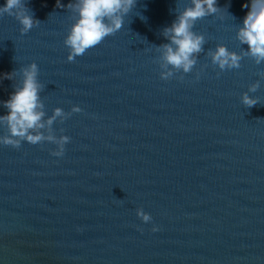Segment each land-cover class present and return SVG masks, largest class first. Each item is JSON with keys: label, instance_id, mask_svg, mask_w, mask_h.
Wrapping results in <instances>:
<instances>
[{"label": "water", "instance_id": "95a60500", "mask_svg": "<svg viewBox=\"0 0 264 264\" xmlns=\"http://www.w3.org/2000/svg\"><path fill=\"white\" fill-rule=\"evenodd\" d=\"M25 2L41 22L29 32L0 15V102L19 80L3 74L35 61L46 113L82 111L53 125L70 137L61 157L49 142L0 144V264H264V64L220 72L200 53L192 72L161 79L154 45L189 0H136L119 31L68 62L71 14ZM248 2L217 0L195 23L205 51L247 47L235 29Z\"/></svg>", "mask_w": 264, "mask_h": 264}, {"label": "clouds", "instance_id": "9594fccd", "mask_svg": "<svg viewBox=\"0 0 264 264\" xmlns=\"http://www.w3.org/2000/svg\"><path fill=\"white\" fill-rule=\"evenodd\" d=\"M135 4L136 0H69L67 4H61L57 0L56 6L65 8L73 20L63 38L67 61L73 62L76 57L84 55L101 44L106 37L119 31L124 16ZM242 7L248 11L242 23L236 25L235 39L240 45L247 47H241L237 52L218 43L215 48L205 51V37L193 30L194 25L198 20L217 14L223 8L218 6L217 0H189L183 8L176 4L173 9L175 19L160 32L168 42L154 45L159 53L157 62L161 69L160 78L168 80L177 73L192 72L200 53H204L220 72L239 69L241 60L245 57L257 65L264 64V0H249ZM4 14L13 16L18 21L22 34L41 23L32 15L25 0H5L0 5V15ZM15 74H18L19 80L13 83L9 98L0 102L7 110L6 114L0 115V127L6 130L5 134L0 135V144L18 149L22 142L33 145L49 142L56 146L50 150L51 155L63 156L70 137L63 134V128L58 130L61 134L57 135V129L53 125L56 122L62 123L72 113L81 112L82 109L73 104L70 111L54 107L50 115L46 113L40 96L44 85L38 79L39 69L35 61L3 75L13 80ZM257 75L264 79V71L257 72ZM199 76L200 73L197 72L196 78L199 79ZM177 78L182 79V75ZM259 87L260 81H253L248 85V91L240 94V101L244 106L251 108L258 104L257 97L250 96L249 93H255ZM135 212L143 222L152 220L151 215L142 208H136ZM151 230L157 231L158 226L153 224Z\"/></svg>", "mask_w": 264, "mask_h": 264}]
</instances>
